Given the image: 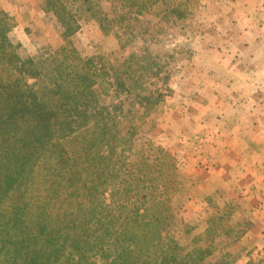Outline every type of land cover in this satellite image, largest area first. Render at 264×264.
Instances as JSON below:
<instances>
[{
	"label": "trees",
	"instance_id": "1",
	"mask_svg": "<svg viewBox=\"0 0 264 264\" xmlns=\"http://www.w3.org/2000/svg\"><path fill=\"white\" fill-rule=\"evenodd\" d=\"M106 1L107 10L102 0H42L41 8L67 39L79 30L80 2L103 33L127 46L128 21L183 20L192 7L189 0ZM7 19L0 11V264H206L217 252L219 209L210 206L205 246L182 250L170 230L179 167L161 147L133 149L136 114L154 112L162 97L137 93L149 72L144 50L141 60L108 66L112 73L69 44L45 58L24 57ZM110 94L116 102L107 104Z\"/></svg>",
	"mask_w": 264,
	"mask_h": 264
},
{
	"label": "rangeland",
	"instance_id": "2",
	"mask_svg": "<svg viewBox=\"0 0 264 264\" xmlns=\"http://www.w3.org/2000/svg\"><path fill=\"white\" fill-rule=\"evenodd\" d=\"M41 1L0 0L12 26L9 36L24 57L45 58L69 44L112 73L108 66L131 56L141 60L144 50L149 72L137 93L160 90L162 97L154 112L137 111L133 149L146 142L161 147L179 167L170 230L182 250L205 246L214 205L223 220L214 226L217 252L205 263L264 264V54H247L237 47L239 39H229L251 26L239 17L264 19V10L257 11L254 0H189L183 20L142 15L128 21L134 40L124 46L113 32L103 33L80 2L74 4L79 30L62 38ZM100 5L107 10L110 2ZM105 99L116 102L114 94Z\"/></svg>",
	"mask_w": 264,
	"mask_h": 264
},
{
	"label": "crops",
	"instance_id": "3",
	"mask_svg": "<svg viewBox=\"0 0 264 264\" xmlns=\"http://www.w3.org/2000/svg\"><path fill=\"white\" fill-rule=\"evenodd\" d=\"M254 2H255V7L256 6L258 7L257 11L264 10V0H254ZM240 18L241 17H239V23L251 25L249 26V30L247 29L246 26H242V30L241 29L238 30L236 28L237 34L236 35L232 34L229 39H239L240 42L237 44V47L239 49H242L243 52H246L247 54L258 55V56L263 55L264 54V51H262L264 47V19H262L263 17L260 16L259 19L245 18V21ZM230 24H235V23L231 22ZM258 31L259 33H257ZM225 33L228 34L229 32L225 31ZM240 54L242 53L239 52V55ZM240 100L242 101V98ZM244 101L246 100L244 99Z\"/></svg>",
	"mask_w": 264,
	"mask_h": 264
}]
</instances>
